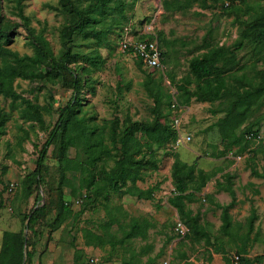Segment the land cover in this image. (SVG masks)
I'll return each mask as SVG.
<instances>
[{
    "label": "trees",
    "instance_id": "trees-1",
    "mask_svg": "<svg viewBox=\"0 0 264 264\" xmlns=\"http://www.w3.org/2000/svg\"><path fill=\"white\" fill-rule=\"evenodd\" d=\"M218 1L164 0V4L168 10L180 11L188 9L194 2H200L202 7L208 8ZM109 2L111 0H91L83 6L78 0H59L58 5L48 4L67 14L61 29L62 46L58 54L48 45L44 31L38 33L31 25V18L23 9L19 12L22 22L16 24L6 22L0 12V95L11 99V107L18 109L23 119L37 123L48 132L45 143L42 146L35 145L39 149V157L36 167L28 171L22 180L24 191L30 193L33 186L40 188L46 182L45 160L52 146L56 147L55 156L61 176L58 199L51 197L49 201L33 207L24 217L28 221L26 228L32 232L31 235L26 233L25 228L3 231L0 264H32L38 244L37 238L43 231L38 226L43 223L50 210L57 211L56 218L50 223L52 229L56 230L68 216L73 215L78 219L88 206L108 200L112 191L132 194L138 198H151L156 186L143 188L138 182L145 180L148 168L159 167L158 150L169 144L175 145L178 130L169 117L171 110L164 111L161 106L164 92L161 85L155 83L153 72L150 70L144 84L155 98L152 118L134 119L127 115L121 119L115 115L111 119L99 121L94 112H89L90 105L88 107L85 103L88 98L82 92L86 86H89L90 91H94L93 74L103 68L106 58L99 50L86 53L75 49V45L78 42V35L85 38L94 35L101 43L103 37L112 32L114 29L112 24L108 27H98L100 17L97 13L101 12L102 6L107 7ZM228 7L240 10L234 3ZM245 22L246 27L241 32L239 47L249 40L264 51V11ZM22 23L26 28L28 42L34 48L33 53H22L9 45L13 30ZM138 37L154 38L155 35L145 33ZM158 39L162 48L161 60L164 62L165 51L162 44L165 43V38L160 34ZM166 44L168 45V42ZM79 58L84 61H80ZM236 59L234 49L228 45L217 44L202 54L193 56L189 61V71L181 79L177 80L174 70L169 69L166 71L167 75L175 82L180 92L175 100L171 93H167V101L170 104L177 102L181 106L190 104L195 98L199 101L222 104L224 116L217 124L220 127L224 148L219 151V156H224L237 147V154H247V167L250 168L251 174L264 178V163L263 168H260L256 162V158L264 160V144L261 142L263 140L260 139L261 143L252 148L251 143L258 141L247 136L253 133L254 137H257L264 125V69L259 68L261 71L259 80L253 79L247 72L238 74V71L231 67L226 69L225 64L232 62L236 64ZM221 61L224 62L220 64ZM136 64L141 70L146 71L140 57H136ZM17 78L68 82L73 94L65 105L59 107L58 119L52 127L47 124L45 118L44 110L47 107L19 91L15 84ZM154 85L158 87L155 91ZM256 111L262 112L250 122H246L251 115L257 113ZM10 119L8 110L0 107V143L2 136L6 134V124ZM26 138H30L29 130H25L22 140ZM22 140L19 143H22ZM71 149H75L73 155L70 154ZM259 153H262V157L258 156ZM110 160L113 161L112 164ZM221 168L205 170L199 167L197 162L188 163L176 157L171 167L175 189L169 202L177 208L180 218L189 227L187 237L192 241L205 239L207 245H213L217 252L222 253L225 264H254L256 258L248 254L262 234L255 224L258 211L253 205L246 221L233 219L230 209L237 202L234 173L228 171L223 175V180L218 179L216 182L218 190L230 193L231 200L228 203L216 201L213 194L208 196L213 205L222 209L223 222L219 233L215 235L211 233L203 222L202 212L200 210L194 212L188 204V201L197 198L196 193L202 191ZM77 178L78 185L75 183ZM16 183L18 186L19 183L17 181ZM9 187L10 185L8 190ZM65 187H68L73 195L86 194L79 210L75 211L65 200L63 196ZM256 192H259L258 189ZM37 197L38 201H41L40 192ZM133 220L135 226L125 232L120 242L137 234L136 228L144 229L140 225V218L135 217ZM89 232L93 238L97 237L101 242L100 235H96L93 230ZM223 235L228 237V241ZM161 254L162 251L156 257L149 258L147 262L137 264L153 263ZM80 257L78 255L76 261H79ZM136 262L138 259L137 261L131 259L126 264Z\"/></svg>",
    "mask_w": 264,
    "mask_h": 264
},
{
    "label": "rangeland",
    "instance_id": "rangeland-1",
    "mask_svg": "<svg viewBox=\"0 0 264 264\" xmlns=\"http://www.w3.org/2000/svg\"><path fill=\"white\" fill-rule=\"evenodd\" d=\"M58 2L59 0H0V12L6 22L16 24L22 22L19 12L20 9H23L24 13L31 18V25L37 29L38 33L41 30L44 31L48 45L58 54L62 46L61 29L67 19V14L48 6L49 3L58 5ZM78 2L86 6L91 0H78ZM231 3H234L240 10L236 11V9L232 10L229 8L228 5ZM262 11H264V0H219L208 8L202 7L200 2H194L188 9L180 11L168 10L165 7L164 0H111L109 5L107 7L102 6L101 12L97 14L100 17L98 27H108L112 24L114 27L112 32L103 37L101 43L98 42L94 35L87 38L82 35L77 36L78 42L75 45V49L86 53L99 50L106 58L103 68L93 74L95 79L93 82L94 91H90L89 86H86L82 92L88 98L85 103H87L88 107L90 105L89 112H94L97 120L111 119L115 115L120 116L121 119L127 115L132 116L134 119L152 118L154 116L155 98L144 84L147 79V72L150 70L153 72L155 83L160 84L164 92L162 93L161 102L163 110H171L169 117L173 124H175L176 118L182 117L179 125L180 132L192 135V139L186 143L187 145L185 143L184 146L183 144L179 146L169 144L167 147L158 150L159 167L157 169L148 168L145 180L138 182L144 188L155 185L157 198L144 199L134 196L135 199H141V202L134 198L131 201L128 200L127 205L130 210H133V213L141 214L142 209L147 208L150 202L153 201H155V205L159 203L160 207L163 205L161 202L164 204L167 202L168 194L169 196L172 195L173 187L175 189L171 176L172 163L174 156L180 154L181 147L187 155L185 158L191 161L195 159L196 155L190 153L187 146H190L192 150L197 149L200 153L199 155L202 156L201 164L204 167L211 166L210 162L214 161L212 160L213 153L217 152L218 148H221V143L216 145L218 148L212 146V143L219 142L222 138L220 127L218 132V127L216 128L213 124L224 116V112L214 113V111H225L222 104H219V102L199 101L193 98L190 104H184L180 107L173 106L167 101L168 97L166 94L171 93L175 100L178 98L180 90L176 87L175 82L171 81L166 71L169 69L174 70L176 79L179 80L189 71V61L193 56L202 54L214 45L224 43V45L231 47L232 50L234 49L237 54V63L225 64L226 69L231 67L237 70L238 74L247 72L250 77L259 80L261 78L259 68L264 69V58H262L264 57V51H261L258 46L249 40L239 47V41L241 40V32L246 27L245 21L252 16L260 14ZM127 33L136 36L145 33L164 36L165 43L162 44V47L165 51V59L162 66L157 68L146 67V71L141 70L136 64V57L120 48L119 40ZM167 42L168 45L166 44ZM9 45L22 53L34 52L33 46L28 42V35L23 23L20 27H16L13 30ZM79 59L84 61L82 58ZM223 62L221 61L220 64ZM15 84L24 95L47 107L44 110V114L47 124L51 125V127L58 119L59 107L65 105L73 94L72 88L65 81L50 82L42 79L17 78ZM153 87L154 91L158 89L157 85ZM0 107L8 110L11 116V119L6 124V134L2 136L0 143L1 247L4 229L20 230L25 228L26 233L31 235L32 232L26 228L28 221L24 217L33 207L49 201L51 197L58 199L60 196L58 186L61 176L58 160L55 156L56 147L52 146L45 160L44 173L46 182L40 188L33 186L30 193L24 191L22 180L28 171L36 167V161L39 157V149L35 145L42 146L48 137V132L43 130L37 123L23 119L18 109L11 107L10 98L0 95ZM256 112L246 122L253 120L262 111ZM25 130H29L30 138L22 140ZM260 134V139L263 140L261 142L264 144V125ZM21 140L22 143H19ZM259 141L251 143V147H257L261 143ZM236 148L224 155L221 160V164L223 162V165H226V170L236 175L234 186L237 190L238 198L243 200L237 206L232 207L231 211L236 219L245 221L246 217L251 213L252 205L256 206L258 218L255 224L256 228H260L262 234L248 255L256 258L254 264H264V178L251 174L250 168L247 167V154L245 153L239 157V154L236 153ZM74 152L75 149L70 150L71 155ZM258 156L262 157V153H259ZM206 159L210 161L207 162ZM256 162L260 168H263L264 160L261 161L256 158ZM110 163L112 164L113 161L110 160ZM222 179H224L223 176ZM12 181H17L19 185L13 191H9L8 186ZM75 183L79 184L78 178ZM209 185L211 186V193H216V188L212 187L213 185L215 186V179L210 181ZM256 189L259 192H256ZM38 192H40L41 201L37 199ZM196 194L197 198L188 201V204H191V207L194 208V212L198 209V205L212 206L210 200L206 197L207 195L202 194V191ZM85 195L79 193L73 195L68 187H65L63 192L65 200L75 211L82 207ZM112 197L120 201L123 198V194L112 191L110 200ZM230 198L231 195L228 192L220 195V199L224 202L230 200ZM98 204L100 205L98 206ZM245 205L248 207L244 211ZM168 207L169 209L163 213H161L162 208H160L159 212L162 218H167L170 221L168 228L172 227V232L177 234L174 223L181 218L176 211L170 206ZM102 208L103 203L97 202L86 209H89V213H91L90 211L94 212V214L91 213L93 217L98 215V220L104 213ZM212 210L207 212L206 218L209 220V229L213 234H216L220 231L222 223L221 209L214 208ZM152 211L154 214H151V212L147 213L150 217H155L154 215L157 212ZM87 213H82L78 219L70 215L64 221L67 226L72 227V232L77 234L76 236L73 234V237L80 235L79 228L76 231L75 226L77 227L80 222H83L85 217H87ZM56 216L57 211L54 209L50 210L45 216L43 223L38 226L43 231L37 238L38 244L32 264H64L61 254H50L48 252L49 240L56 236L57 232L64 233V228L62 227L64 222L56 230L50 226L51 221ZM164 237L154 234L155 252L158 247L160 248L164 244ZM77 239L79 240V238ZM190 241L193 242L189 237L183 239L184 244H188ZM168 252L169 248L166 247L163 257L169 256ZM80 254V252L74 254L72 250L70 263L81 264L83 261L93 258L96 264H107L98 250L97 252L93 250L87 252L86 259L84 258L85 256ZM78 255L81 257L79 261H76Z\"/></svg>",
    "mask_w": 264,
    "mask_h": 264
},
{
    "label": "crops",
    "instance_id": "crops-1",
    "mask_svg": "<svg viewBox=\"0 0 264 264\" xmlns=\"http://www.w3.org/2000/svg\"><path fill=\"white\" fill-rule=\"evenodd\" d=\"M223 44L224 43H221V45ZM222 112L224 111H214V113L216 114H219ZM219 116L217 117L219 118ZM179 118H180V122H179V125H180L182 117H179ZM213 124L216 128L218 127L217 130L219 132L218 124L216 122H214ZM182 134L186 135V133L185 134L182 133ZM187 142H189V140H187L185 144ZM209 142H211V140H209ZM220 143H221V148H218V146L216 145L217 144L219 145ZM185 144H183V146ZM212 146H216V148H218V151L213 153L214 156L212 160L214 161L210 162V165H211L210 167H204L203 164H201L202 156L199 155L200 154L199 151L197 149H196L197 151L192 150L190 146H187V147L189 148L190 153H193L196 155L195 159H193L192 161L190 159H186L185 157L187 155L183 152V149L181 147L180 154H177V156H174L173 162L175 161L176 157H179L180 159L188 163L197 162L198 166L205 170H210L216 167H222L221 170L210 181L215 179V186L214 185L212 186L213 188L214 187L216 188V193L213 194L215 200L220 201L222 203H228L231 200V198L230 200H226V202L220 199V195H223L227 193L228 191L218 190L216 186L217 180L222 179V176L226 172L229 171V170H226L225 168L226 165H223V162L221 164V160L224 158V156L218 155L219 151L222 148H224L223 139L221 138V140H219V142H216V143L213 142ZM203 157L205 158V156ZM208 161L210 160H207V162ZM210 181L202 189V194L207 195L206 197L212 194L211 186L209 185ZM154 192L155 193H153V196L151 198H144V199L157 198L156 189ZM173 193H174V187H173ZM173 193L171 194L173 195ZM122 194H123V198L120 201H118L115 198L113 199V197L111 198V200L109 198L106 201L105 200L102 201L103 203L102 209L104 213L102 217H100V219L98 220H97V217L99 218L98 215L93 217L91 213L94 214V212L90 211L91 213H89L88 212L89 209H85L83 213L88 212L86 214L87 217H85L83 222H80L79 226L77 227L75 226L76 231L79 228L80 235L78 237H73V234L75 236L77 234L75 232H72L71 230L72 227L67 226L66 222H64L62 226L64 228V233L61 234L57 232L56 236H54L53 238L49 240L48 252H50V254H55V253L61 254V256H63V259H64V264L65 263L71 264L70 254L72 250L74 251V254L76 252H80L83 256H85L84 257L85 259H86L87 252H91V250L97 252L98 250L99 252H101L103 260L107 264H126V262L130 261L131 259H134V261H137L138 259V262L130 263V264H137L139 262L143 263V262H147L149 258L156 257L157 254L160 253L161 251H162V254L156 258L155 262L153 263L151 262L149 264H159L163 259H166V258L170 260V264H225L222 253L217 252L213 245H207L205 242V239H202L198 242L193 241L195 244L191 241L188 244H184L183 239H185L187 235L179 237V235L177 236L178 233L176 231L175 232L177 234L172 232L171 230L172 227L168 228V226L170 225V221L167 220V218H162L161 213L169 209L168 206H170L178 214L177 208L169 202V198L172 195L169 196L168 194V198L166 200L167 202L165 203L167 205L161 202L163 205L160 207L159 203L155 205V201H153V202H150V205L147 208L142 209L143 211L141 214L139 213L135 214L132 212L133 210H130L127 205L128 200L131 201V199L134 198V195L124 194V193ZM116 197H120V196H116ZM135 200H138L139 202H141V199H135ZM242 201L243 200L238 198V194H237V202L233 207L237 206ZM211 204H212L211 207L209 206L206 207L205 205H204L205 207L198 205V209H196V211L200 210L202 212L201 214L203 216V222L205 223L208 229H209L208 227L209 220L206 218V214L208 211H213L212 209L218 208L215 205H213L212 202ZM99 205L100 204H98V206ZM247 205H245L243 209L244 211L248 207ZM190 207H191V204H190ZM160 208H162L161 213L159 212ZM218 209H221V208H218ZM152 210H154V212H157V214L154 215L155 217H150V215L147 213V212H151V214H154ZM230 212L232 213L231 209H230ZM221 213H222V209H221ZM80 215H82V213ZM135 217H138L141 219L140 225L144 227V229L136 228V231L138 232L137 234L131 236L130 238H127L124 242H120V238L122 239V237L125 235V232L131 229L132 226H135L134 220H133V218ZM233 219L235 221H242L241 219H236L234 216H233ZM174 226H175V223H174ZM9 230H18V229H9ZM90 230H93V232L96 235H100L102 237L101 242H99L100 240L97 237L93 238V235L92 234L90 235V232H89ZM154 234L162 236V237L165 236L164 244H162L160 248L158 247L156 252H155L156 245L154 241L155 240ZM223 237L226 239V241H228L227 236L223 235ZM77 238H79V240ZM166 247L169 248V252H168L169 256L165 258L163 257V254L165 253ZM162 249H164V251Z\"/></svg>",
    "mask_w": 264,
    "mask_h": 264
},
{
    "label": "built area",
    "instance_id": "built-area-1",
    "mask_svg": "<svg viewBox=\"0 0 264 264\" xmlns=\"http://www.w3.org/2000/svg\"><path fill=\"white\" fill-rule=\"evenodd\" d=\"M120 48L128 52L129 54L133 55L134 57H140L143 60L144 66L149 68L154 67H161L162 66V48L159 44L158 38H139L136 36H133L130 33H127L123 35L119 40ZM173 106L180 107L177 102L173 103ZM180 118L175 119L174 126L178 130V137L175 141V146H179L181 144H184L187 140H191L192 135L186 134L183 135L180 132L179 127ZM249 139H255L259 141L261 138V134H259L257 137H254L253 133L247 135ZM241 157V155H239ZM17 186L16 181H12L10 183L9 190H13ZM175 231L182 236L187 235L189 232V227L187 224L182 220L178 219L175 223ZM238 258V256H236ZM81 264H96L95 259L90 258L89 260L81 263ZM159 264H170L169 259H163Z\"/></svg>",
    "mask_w": 264,
    "mask_h": 264
},
{
    "label": "clouds",
    "instance_id": "clouds-1",
    "mask_svg": "<svg viewBox=\"0 0 264 264\" xmlns=\"http://www.w3.org/2000/svg\"><path fill=\"white\" fill-rule=\"evenodd\" d=\"M133 36H136V35H133ZM136 37H138V36H136ZM155 37H157V35H155ZM158 38V37H157ZM159 41V40H158ZM159 44H160V41H159ZM163 63V62H162Z\"/></svg>",
    "mask_w": 264,
    "mask_h": 264
}]
</instances>
